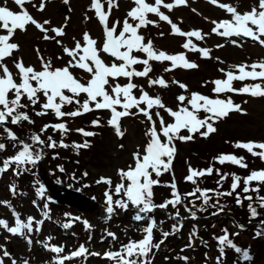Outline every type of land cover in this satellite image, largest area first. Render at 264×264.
<instances>
[{"label":"snow or ice","instance_id":"1","mask_svg":"<svg viewBox=\"0 0 264 264\" xmlns=\"http://www.w3.org/2000/svg\"><path fill=\"white\" fill-rule=\"evenodd\" d=\"M9 2L10 0H0V154L7 150L9 144L14 154L0 161V175L9 170L15 176L31 171L44 158L45 149L72 148L79 154V150L90 148L89 140L72 144L64 142L73 131L86 138L97 135L95 131L86 130L84 127L71 129L67 123L69 119L74 120L95 112H107L106 121L102 123V117L97 116L90 121L89 126L100 128L106 124L117 139H123L126 135V129L122 125L125 118H140L139 123L144 126L143 145L137 144L135 150L130 153V162L115 169L118 182L114 183L111 176L103 175L95 181L97 185L105 186V218L111 219L117 214V210L125 213L132 210V221L141 225L136 229L141 238H129L127 243H121L115 251H89L81 244L66 253L64 245L50 244L49 241L53 237L49 236L44 241H35L45 251L53 254L44 264H66L77 258L87 260L88 257H98L111 264H154L153 257L156 252L169 236L180 232L183 227L178 206H183L184 211L189 214L185 218L195 220L197 212H205L209 208L214 209L212 215H219L226 207L221 204V198H234L239 207H244L247 202L249 222L261 216V211H264V194H261L264 192V168L249 169L244 156L218 153L212 157L207 168H194L186 161L187 174L183 179L193 185V188L183 194L179 192L173 169L177 142H190L196 136L208 139L219 131L216 125L231 118L233 114L248 116L249 112L243 105L249 104L250 100L264 99V58L251 63L245 61L230 64L227 68H218L221 76L206 80L201 85L207 87L211 84V95L189 91L188 86L175 77L167 80L163 75L151 74L154 72V63H167L168 66L163 68L166 74L176 70H197L200 65L188 59L189 53H196L201 59H215L224 64L225 61L220 57L214 58L211 55L212 48L201 47L196 43L204 41L209 35L224 38L238 48H242L247 41H252L264 49V0H256L243 12L238 10V5L223 3L220 0H207L208 4L227 14V18L210 21L213 25L210 33L200 29L184 31L167 14L181 6H188L189 0H153L151 3L149 0H127L129 7L122 21L111 20L113 10L119 9V0H89L84 20L95 18L101 30V37L93 38L90 32L84 31L80 39L72 37L73 46H68L63 41L67 35L66 22L60 26H53L49 19L40 22L26 7L31 5L36 12L42 14L54 0H38V3L34 0H11L18 11L12 10L8 6ZM62 3L69 5L70 0H62ZM192 11L196 12V9ZM68 19L69 17H65V21ZM161 22L169 26L168 35L182 39V51L168 53L158 49L153 39L143 34V31L150 30V27L159 28ZM29 26L39 33L37 39L53 42L60 47L61 55L56 59L67 58L63 66L55 67L51 59L41 54L39 47L34 49L39 60V69L31 64L26 65L22 57L16 56L20 51L19 43L15 42L17 32L26 34ZM159 35L163 37L165 33L161 31ZM215 47L219 49L225 45L218 43ZM77 72L81 75L77 76ZM137 79L145 80L147 89L167 90L177 86L182 91L175 96V107L166 105L159 92L153 95L144 85L136 83ZM121 80L125 82L121 83ZM236 82L241 86L236 87ZM234 95L247 96L249 99L244 100L242 104L236 103ZM66 106L74 107L71 111H65ZM165 114L168 119H165ZM33 115L40 118L51 115L56 122L44 123L38 132L33 131L22 139L11 126L19 128L25 123L35 125ZM50 130L53 135H48ZM56 134L60 137L59 141L54 139ZM225 143H229L233 149L244 150L252 158H258L264 163V141L237 140ZM117 147L122 151L124 144L120 143ZM57 155H54L53 159L57 158ZM217 164L236 166L248 170V174L241 176L235 172H222L216 167ZM58 170L65 171L63 166H58ZM166 173L172 174V180L161 185L160 177ZM82 175L86 177L88 173L84 172ZM213 175L218 177L215 181L217 187L202 188L200 183ZM229 178L231 183L228 190H223L224 183ZM72 179H76L75 174ZM56 182L60 183L59 180ZM157 186L170 189L169 198L159 204L154 199V188ZM9 190L15 193V186L10 185ZM36 194L38 197L44 196L43 184H39ZM197 201L200 203L197 204ZM0 206L9 210L14 221L10 223L9 220L0 218V235L8 234L3 235L5 243L10 242V238L19 237L31 250V235L41 231L40 226L44 221L36 220L32 216L22 219L7 200H0ZM169 206L175 210L169 219L176 223L172 225L171 231H163L159 225L164 221L158 224L152 214L157 209L167 210ZM44 209H48L47 203L44 204ZM43 215L47 217V211L43 212ZM73 219L80 220V217ZM82 223L86 231L91 229L88 221L84 220ZM260 225H264V219L257 225L256 238H264V228ZM63 227L70 228L71 223H65ZM237 227L243 229L244 226ZM156 231H159L162 237L158 242L155 241ZM222 233L213 237L219 253L216 264H224L226 251L236 254L233 264H251L254 257L249 249L236 245L230 238L238 236L239 232L230 234L227 229H222ZM106 235L112 241L119 239L111 231L106 230ZM195 236L196 232L193 231L186 248L192 247ZM203 243L207 246L206 241ZM205 257L208 258L207 253ZM180 259L187 262L189 258L183 256ZM6 260L8 264H31L28 258L17 259L5 244H0V264H6Z\"/></svg>","mask_w":264,"mask_h":264},{"label":"rangeland","instance_id":"2","mask_svg":"<svg viewBox=\"0 0 264 264\" xmlns=\"http://www.w3.org/2000/svg\"><path fill=\"white\" fill-rule=\"evenodd\" d=\"M38 3V0H34ZM153 2V0H149ZM168 2V0H166ZM223 3H229L234 6L238 5V10L243 12L248 10L256 0H220ZM119 9H114L111 16V20L115 21L120 19L122 21L129 4L127 0H119ZM89 0H70L69 5H64L62 0H54V3L47 5V10L44 13L36 12L31 5H26L31 15L38 21L42 22L44 19H49L53 26H60L67 23L66 33L63 41L68 46H73L72 37L77 39L81 38L84 31L90 32L93 38L100 39L101 30L98 26L95 18L85 21L84 16L86 9L88 8ZM12 10L18 11L15 5L11 3L8 5ZM192 9H196L193 12ZM166 11V10H165ZM170 18L173 22L177 23L182 30L188 31L192 29H200L205 33H210V29L213 27L211 20H219L227 18V14L210 4L207 0H189L188 6H181L171 13ZM92 15V13H88ZM65 17H69L65 21ZM207 17V19H205ZM156 19V17H151ZM163 31L165 35L160 37L159 33ZM170 28L167 24L161 22L159 28L150 27V30L143 31V34L152 38L156 48L164 50L168 53H177L182 51L180 44L183 42L181 38L168 35ZM39 33L34 27L29 26L27 33L23 34L17 32L15 42L20 45V51L16 53L17 57H22L26 65L31 64L39 69V60L37 59L34 49L39 47L41 54L46 58L53 61L55 67H61L66 62L64 60H58L56 57L61 55V49L53 42H44L37 39ZM201 47L212 48L211 55L220 57L225 61L224 64L218 63L215 59H201L196 53H189L188 59L197 62L200 67L197 70H176L172 73H164L163 68L168 64L163 65L154 63L153 76L163 75L165 79L171 80L175 77L177 80L185 83L188 86L189 91L200 92L205 95H211V87L209 84L207 87H201L204 81L219 78L221 74L217 71L218 68H227L230 64H238L241 62L251 63L252 61L264 58V49H261L259 45L252 41L244 43L242 48L235 47L228 43L224 38L217 37L215 35H209L204 41H197ZM222 43L225 45L223 48H216L215 45ZM9 67L11 63L9 62ZM77 76L81 73L77 72ZM125 81L121 80V83ZM249 82V81H246ZM136 83L144 85L146 90L155 95L157 92L163 97V101L169 107H175V96L181 93V89L177 86H172L167 90L159 89H147V83L145 80L137 79ZM236 87H240L241 84L236 82ZM138 94V93H137ZM83 99V97H81ZM233 99L236 103H243L244 100L249 99L247 96L234 95ZM249 112L248 116H241L233 114L231 118L226 119L216 126L219 131L210 138L204 139L199 136L193 141H196V146H190V142L182 143L177 142V155L174 163L176 165L181 162L182 164L177 166L179 170V176L183 177L187 174V162H190L192 167H197L195 159L202 157L205 161L209 158L216 156L218 153H234L237 156H244L247 160L249 154L244 150L233 149L229 143L225 141L235 142L240 141H264V99L250 100L249 104L243 105ZM74 106H66L65 111H71ZM97 116L102 117V123L108 118L107 112H95L85 114L82 117L76 119H69L67 121L68 126L71 129L84 127L86 130L95 131L97 136L94 137H82L75 131L70 132L65 138L64 142L68 144L83 143L84 140H89L91 147L88 149L77 150L72 148L62 149L57 148L55 150H44V158L38 162L35 168L31 171L25 172L20 176L13 175L12 171L0 175V200H7L12 207L20 214L22 219H26L29 216L34 217L36 220H43V224L40 226L41 231L39 233H33L31 239L33 245L31 250L26 245V242L19 238H10V242L5 243L3 233L0 235V244H5V247L12 253L14 257L20 259L21 257L28 258L31 264H44L46 260H50L53 254L44 250L40 244H36L35 241H44L47 237H53L49 241L50 244L57 246L64 245L66 247V253L75 250L79 245H85L89 251H95L103 253L107 250H118L121 243H127L129 238L140 239L141 234L136 231L141 227L140 224L132 221V210L125 213L117 210V214L113 215L111 219L105 218L104 213V197L103 191L104 185H97L95 181L100 176H111L114 183L118 182L115 175V169L117 167H124L130 162V153L135 150L137 144L141 146L144 143L143 131L144 126L139 123V119L125 118L122 121L123 128L126 129V135L123 139H117L114 132L106 126L100 128H91L90 121ZM35 120V125H27L26 123L17 128V126H11L23 139L33 131H39V128L48 122H56L55 118L51 115L40 118L32 117ZM165 119L168 117L165 114ZM185 135L187 133H184ZM48 135H53L51 130ZM46 139V137H45ZM54 139L60 140L58 134L54 135ZM202 139V140H201ZM6 142V141H5ZM123 143L124 149L121 151L117 145ZM194 150L191 154L190 151ZM239 151V152H238ZM14 154V150L9 144L7 150L0 154V161L3 158ZM58 154V155H57ZM57 155V158L53 159V156ZM258 159V158H257ZM78 161V163H77ZM259 162L258 160H256ZM260 164V162H259ZM58 166H63L64 172L58 170ZM209 164L200 168H207ZM220 170H224L223 166L218 165ZM227 169V166L225 167ZM87 172L85 177L82 174ZM223 172V171H222ZM75 174L76 179H72ZM175 174V172H174ZM162 177H160L161 181ZM218 177L216 178V180ZM59 180L60 183L56 181ZM37 181L39 183H37ZM227 185H230L231 178L228 179ZM224 183V184H225ZM39 184H43L45 187V194L43 197H38L36 189ZM54 184L57 189L67 187L72 190L78 191L83 199L80 205L82 210H78L75 207H67L63 204H56L50 201V190L47 185ZM162 184V182H161ZM15 186V193L9 190V186ZM85 185H88L85 187ZM161 189V188H160ZM158 186L154 188L155 196ZM95 198V199H93ZM155 198V197H154ZM48 204V209H44V204ZM170 212L161 211L157 209L152 215H154L158 224L160 221H164L159 227L163 231H171L172 225L176 221L169 219L173 209L170 207ZM47 211L48 215L45 217L43 212ZM186 214L180 212L181 222L183 227L180 232L171 235L167 238V245L163 250L156 252L154 264H216V257L219 255L217 250V243L213 239L214 236L222 235V229H227L228 232H239L238 236H231L234 243L242 248H247L250 254L254 257L251 264H264V238H256L255 232L257 230H240L237 227V223L230 220L227 216L223 219H216L215 221L207 223H196L190 220L185 222ZM80 217V220H74L73 218ZM0 218H4L13 223V218L9 210L6 207L0 206ZM88 221L91 225V229L86 231L82 221ZM71 223V227L65 229L63 224ZM35 227V225H34ZM250 229L253 228L249 227ZM256 229V228H255ZM106 230L116 234L119 238L117 241H112L110 237H107ZM195 231L196 236L193 238L192 247H185L189 243L190 234ZM2 232V230H0ZM159 231L155 232V241L161 239ZM204 241L207 242V246L204 245ZM181 249H184L181 251ZM226 251V259L224 264H233L236 254L232 251ZM207 253V259L205 254ZM188 257V261L181 260L180 257ZM165 257H168L166 260ZM173 259V260H171ZM6 264H8L6 260ZM66 264H111L109 261H105L98 257H88L87 260L83 258H77L72 262H66ZM239 264V262H237Z\"/></svg>","mask_w":264,"mask_h":264},{"label":"trees","instance_id":"3","mask_svg":"<svg viewBox=\"0 0 264 264\" xmlns=\"http://www.w3.org/2000/svg\"><path fill=\"white\" fill-rule=\"evenodd\" d=\"M195 143H196V141L191 142L190 146H194L195 147L196 146ZM194 150L195 149H192L190 151V153L193 154ZM235 155H236V152H235ZM184 157L188 158L187 156H183L182 159H181V162L179 164L176 163V165H175V163H174V169H173V171L175 172V179H176V181L178 183V189H179V192L181 194L190 192L192 190V188H193V185H191L190 183H186L184 180H182V178L179 176V170H177V166H180L182 164V161H183ZM256 160H258L260 162V164ZM211 161H212V159H210V158L208 160H206V161L202 157L196 158L195 162H196V166L197 167H195V168H200V167L206 166ZM246 161L249 164V169H261V168H264V163H262L257 158L256 159L252 158L250 155L247 157ZM226 166H227V169H225ZM216 167H218V164L216 165ZM223 168H224V170H222L223 172H235V173H237L238 175H241V176H246L248 174V170L240 169V168H238L236 166H232V165H224ZM171 178H172V174L171 173L164 174L162 176V179H161V182H162L161 185L166 184V183H170L171 182ZM216 178H217V176H215V175H213L210 178H205L200 183V186L202 188H215V187H217V185L215 183ZM228 187H229V185H227V183H225L224 187H223V190H228ZM158 189H160L161 191L158 190L156 192V196L154 198L155 202L157 204L163 202V200L165 198H169V196H170V189L169 188L163 187V186H158ZM261 194H264V192H262ZM199 203L200 202L197 201V204H199ZM221 204L226 205V207H225L224 212L220 213L219 215H215V216L212 215L211 213L214 211V209L209 208L205 212H197V219L193 220V219H190V218H185V220H186V222H189L190 220L202 222L203 221L202 219L206 218V219H208L207 222H211V221H215L218 218L220 219L222 217V215H225L226 217L229 216L231 220H234V221L238 220L240 222V225L244 224V223L249 224L247 226V230H258V229L254 228L253 224L260 223V220L264 219V211H261V216L260 217H258L256 220H253L252 222H249L248 212H247V207H246L247 202H245L244 207H239V206H237L235 204L234 198H221ZM170 207L171 206H169V208ZM178 207H179V211L180 212L182 211L183 213L186 214L185 217L189 216V214L184 211L183 206H178ZM169 208L167 209V212H170ZM174 212H175V210L173 211V214H174ZM252 226H253V228L250 229L249 227H252ZM166 245H167V242L165 241V243L162 245L161 249L163 250L164 246H166ZM229 253L232 254V251H230ZM171 260H173V259H171Z\"/></svg>","mask_w":264,"mask_h":264},{"label":"water","instance_id":"4","mask_svg":"<svg viewBox=\"0 0 264 264\" xmlns=\"http://www.w3.org/2000/svg\"><path fill=\"white\" fill-rule=\"evenodd\" d=\"M53 189H55V186L53 187ZM51 199L57 203H63L66 206H73L81 209L80 205L83 197L79 192L75 190L62 188L60 190H56L55 194L51 196Z\"/></svg>","mask_w":264,"mask_h":264}]
</instances>
